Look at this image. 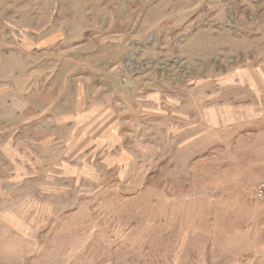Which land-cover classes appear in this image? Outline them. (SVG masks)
<instances>
[{
    "label": "rangeland",
    "instance_id": "obj_1",
    "mask_svg": "<svg viewBox=\"0 0 264 264\" xmlns=\"http://www.w3.org/2000/svg\"><path fill=\"white\" fill-rule=\"evenodd\" d=\"M1 47L0 264H264V0H0Z\"/></svg>",
    "mask_w": 264,
    "mask_h": 264
},
{
    "label": "crops",
    "instance_id": "obj_2",
    "mask_svg": "<svg viewBox=\"0 0 264 264\" xmlns=\"http://www.w3.org/2000/svg\"><path fill=\"white\" fill-rule=\"evenodd\" d=\"M30 41V40H29ZM0 52H10L9 50H8V48L7 49H5V48H0ZM4 91V90H3Z\"/></svg>",
    "mask_w": 264,
    "mask_h": 264
},
{
    "label": "built area",
    "instance_id": "obj_3",
    "mask_svg": "<svg viewBox=\"0 0 264 264\" xmlns=\"http://www.w3.org/2000/svg\"><path fill=\"white\" fill-rule=\"evenodd\" d=\"M263 192H264V191H263ZM263 192H262V190H261V192H260V193L262 194Z\"/></svg>",
    "mask_w": 264,
    "mask_h": 264
}]
</instances>
